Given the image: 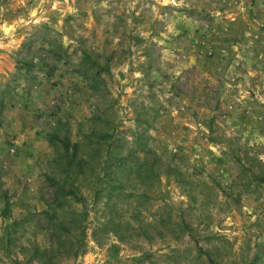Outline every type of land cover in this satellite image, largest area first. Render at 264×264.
<instances>
[{
    "label": "rangeland",
    "instance_id": "374dc122",
    "mask_svg": "<svg viewBox=\"0 0 264 264\" xmlns=\"http://www.w3.org/2000/svg\"><path fill=\"white\" fill-rule=\"evenodd\" d=\"M179 210L264 264V0H0V264H208Z\"/></svg>",
    "mask_w": 264,
    "mask_h": 264
},
{
    "label": "trees",
    "instance_id": "16d2710c",
    "mask_svg": "<svg viewBox=\"0 0 264 264\" xmlns=\"http://www.w3.org/2000/svg\"><path fill=\"white\" fill-rule=\"evenodd\" d=\"M106 136L109 135H104V138ZM103 138V139H104ZM80 143H74L71 144V142L69 140L65 141L64 144L62 145L63 151L65 152V154H63V158L65 159V163H64V171H65V176H66V182L64 183V187H66L68 185H74L75 182V178L74 177H78L79 175L83 174V168L85 167V165L88 163L87 160L85 159V156H78V153L80 151ZM105 163L103 161L102 163V169L105 168V166H103ZM74 173V174H72ZM61 187V189H64V187ZM60 188L57 189V192L59 193V190L61 191ZM79 201L80 199L77 198ZM177 223H173L172 221L167 223L165 221H163L159 236L162 238V241L164 243H168L171 241L174 242H181L185 236H187V238H189V240L191 242L194 243V246L198 249V254L199 256H206L207 260H208V264H218L215 259L211 256V254L209 253V251H207V249L204 248L203 245H200V241L198 239V235L195 234V229L191 227L190 222L188 221V219L186 218V213L184 210H179L177 211ZM71 224L73 226H78L80 229L78 234L79 235H74V242H71L72 246L69 248V251L71 253H73V255L76 257L78 255V252L81 248L82 245H80L82 243V240L85 237V230H86V225L85 224H80V221L78 219H75L74 221L71 222ZM61 228L64 229L66 223H60ZM79 237H81V240L79 239ZM59 241H61V238L58 239V244ZM80 244H79V243ZM76 243V245H75ZM64 245V243L62 244ZM73 245H75V247H73ZM172 252L176 251V248H171ZM146 260H149L150 257H145Z\"/></svg>",
    "mask_w": 264,
    "mask_h": 264
}]
</instances>
